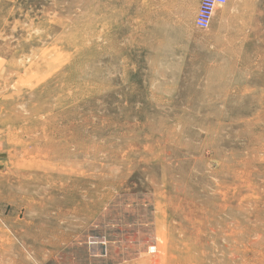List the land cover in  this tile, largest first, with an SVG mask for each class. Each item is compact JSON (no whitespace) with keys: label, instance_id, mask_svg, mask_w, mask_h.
I'll list each match as a JSON object with an SVG mask.
<instances>
[{"label":"rangeland","instance_id":"rangeland-1","mask_svg":"<svg viewBox=\"0 0 264 264\" xmlns=\"http://www.w3.org/2000/svg\"><path fill=\"white\" fill-rule=\"evenodd\" d=\"M0 0V264H264V0Z\"/></svg>","mask_w":264,"mask_h":264},{"label":"built area","instance_id":"built-area-1","mask_svg":"<svg viewBox=\"0 0 264 264\" xmlns=\"http://www.w3.org/2000/svg\"><path fill=\"white\" fill-rule=\"evenodd\" d=\"M226 0H200L194 18V26L201 30H207L216 10L223 6Z\"/></svg>","mask_w":264,"mask_h":264},{"label":"crops","instance_id":"crops-1","mask_svg":"<svg viewBox=\"0 0 264 264\" xmlns=\"http://www.w3.org/2000/svg\"><path fill=\"white\" fill-rule=\"evenodd\" d=\"M193 24H194V22H193Z\"/></svg>","mask_w":264,"mask_h":264}]
</instances>
